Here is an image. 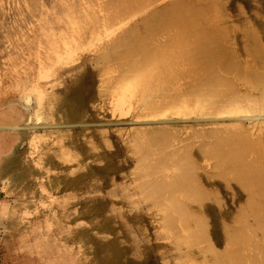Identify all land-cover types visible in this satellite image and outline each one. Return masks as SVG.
Here are the masks:
<instances>
[{
  "label": "rangeland",
  "instance_id": "374dc122",
  "mask_svg": "<svg viewBox=\"0 0 264 264\" xmlns=\"http://www.w3.org/2000/svg\"><path fill=\"white\" fill-rule=\"evenodd\" d=\"M59 2L0 0V89L5 90H0V126L10 127L0 128V264H202L179 257L159 228L162 183L181 153L180 136L199 131L202 145L223 142L235 122H215L217 129H211L204 121L147 126L131 122L132 116L112 119L111 108L121 97L115 84L134 56L121 46L114 59L103 61L99 52L109 43L104 34L74 40L68 60L57 54L69 38L51 22L69 14ZM201 8L207 19L196 21L199 35L218 39L225 31L242 56L256 39L264 52V0H222L223 23L209 6ZM33 85L40 86V106L34 94L23 98ZM129 101L128 96L124 106ZM189 112L194 119L206 117L207 109ZM263 121L255 120L258 125ZM157 127L168 130L147 135V128ZM192 155L204 165L199 148L193 146ZM35 160L43 163L42 180L35 179ZM88 172L90 177L72 181ZM201 184L223 205L211 201L215 210L210 213L216 218L220 208L226 211L232 228L246 197L232 202L230 190L213 179L203 177ZM12 219L25 226H15ZM215 238L216 250L224 251L222 232Z\"/></svg>",
  "mask_w": 264,
  "mask_h": 264
},
{
  "label": "bare ground",
  "instance_id": "6f19581e",
  "mask_svg": "<svg viewBox=\"0 0 264 264\" xmlns=\"http://www.w3.org/2000/svg\"><path fill=\"white\" fill-rule=\"evenodd\" d=\"M205 5L222 23L227 21L221 11L222 0H60L58 7L69 14L55 13L51 22L64 31L62 34H69V38L61 41L62 52H56L65 54L68 60V55L75 51L74 40L100 38L102 34L106 35L104 42L109 38L99 52L103 61L114 59L121 46L128 47L134 58L127 62L115 84L121 97L111 108L112 119L132 116L131 122L147 126L204 121L211 129H217L212 126L215 122H235L223 142L202 145L199 131L177 139L181 153L174 159L175 167L168 166L167 178L162 183L163 207L157 221L165 238L174 242L177 255L189 262L264 264V123L255 122L264 120V52L256 39L255 46L245 47L242 56L235 46L238 42L225 31L218 39L199 35L196 21L207 19L205 10L199 9ZM82 22L84 28L79 26ZM56 57L54 62H58ZM31 87L33 90L23 93V98L34 94L41 105L40 86ZM128 96L130 101L124 106ZM198 107L207 109L203 114L206 117H189V110ZM250 111L258 114L247 115ZM249 120L246 126L245 121ZM166 130L147 128V135ZM175 134L179 136L181 131ZM188 146L191 147L183 149ZM193 146L199 148L204 165H198L192 158ZM64 153L66 161H70L68 153ZM34 167L39 174L36 181L42 180L43 163L35 160ZM90 176L89 172L81 173L72 181L80 182ZM203 177L229 189L232 202L246 197L245 204L233 217L232 228L224 217L226 211L220 208L216 218L210 213L215 210L211 201L223 205L202 187ZM71 210L78 211L75 206ZM18 220L13 224L20 228L23 222L20 224ZM219 232L225 238L221 252L216 250L215 236Z\"/></svg>",
  "mask_w": 264,
  "mask_h": 264
}]
</instances>
